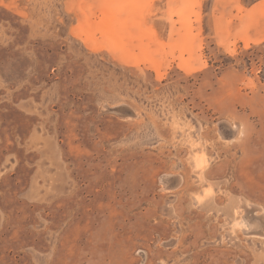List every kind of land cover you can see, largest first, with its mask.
Wrapping results in <instances>:
<instances>
[{
  "label": "rangeland",
  "instance_id": "rangeland-1",
  "mask_svg": "<svg viewBox=\"0 0 264 264\" xmlns=\"http://www.w3.org/2000/svg\"><path fill=\"white\" fill-rule=\"evenodd\" d=\"M37 123L57 193L0 176V264H264V0H0L1 156Z\"/></svg>",
  "mask_w": 264,
  "mask_h": 264
},
{
  "label": "crops",
  "instance_id": "crops-1",
  "mask_svg": "<svg viewBox=\"0 0 264 264\" xmlns=\"http://www.w3.org/2000/svg\"><path fill=\"white\" fill-rule=\"evenodd\" d=\"M2 142L0 135V147L3 144ZM9 144L12 146L17 144V147L21 150L15 147L12 151L3 153V157L0 154V176L8 177L10 172H12V175H15V173L17 175L25 167H28L29 174L23 188L24 195L39 201L50 200L53 194L57 193L55 189L58 187L54 179H58L59 172L57 170L62 155L60 144L57 145L52 142L51 130L48 125L45 123L33 124L25 139L15 143L11 141ZM4 146L9 149L6 144ZM24 156H27L28 159L23 158ZM193 160L195 165L200 161L196 157ZM15 166L17 168L13 172ZM208 193L210 194L211 190H205L200 198L205 197ZM229 211L232 210L225 207V212L228 213ZM230 214L232 213L230 212ZM2 216L5 219L4 212L0 210V221Z\"/></svg>",
  "mask_w": 264,
  "mask_h": 264
},
{
  "label": "bare ground",
  "instance_id": "bare-ground-1",
  "mask_svg": "<svg viewBox=\"0 0 264 264\" xmlns=\"http://www.w3.org/2000/svg\"><path fill=\"white\" fill-rule=\"evenodd\" d=\"M202 163V159H200V161H199V163H198V165H200ZM163 184H165V182H164V180H163ZM166 185V184H165ZM205 195V194H204ZM211 195L208 193V194H206V198L205 199H208L209 197H210ZM204 197V196H203ZM204 199V200H205ZM213 201V200H212ZM202 202V201H201ZM200 202V203H201ZM239 202L238 201H236L235 199H232V201L228 204V206H227V208L229 209V210H232V211H229L228 213H238V214H241V212H240V204H238ZM244 203V202H243ZM242 206V205H241ZM246 206V205H245ZM238 225L240 226V228H242V230H244L245 232H249L248 230H250V224L247 222V220L246 219H244V217H243V219H241V220H239V222H238ZM261 235V234H260ZM262 235H264V234H262Z\"/></svg>",
  "mask_w": 264,
  "mask_h": 264
},
{
  "label": "clouds",
  "instance_id": "clouds-1",
  "mask_svg": "<svg viewBox=\"0 0 264 264\" xmlns=\"http://www.w3.org/2000/svg\"><path fill=\"white\" fill-rule=\"evenodd\" d=\"M243 135V132H241V136Z\"/></svg>",
  "mask_w": 264,
  "mask_h": 264
}]
</instances>
